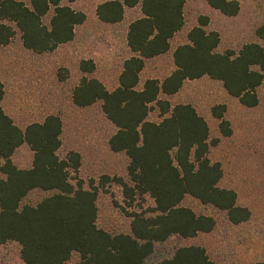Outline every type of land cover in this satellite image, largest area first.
I'll list each match as a JSON object with an SVG mask.
<instances>
[{
  "label": "trees",
  "instance_id": "obj_1",
  "mask_svg": "<svg viewBox=\"0 0 264 264\" xmlns=\"http://www.w3.org/2000/svg\"><path fill=\"white\" fill-rule=\"evenodd\" d=\"M204 1L227 17L240 12L238 1ZM62 2L0 0V46L15 37L12 24L20 31L25 47L39 54L73 42L76 28L87 16ZM186 4L187 0L102 3L97 16L108 25L122 22L127 8L140 7L142 14L128 29L131 55L124 62L119 86L109 91L88 76L96 71L93 61L80 63L84 76L74 91V104L88 108L101 102L103 113L117 129L110 148L129 158L131 183L117 180L129 207L141 201L137 211L127 212L131 218L129 233L111 234L98 226V191L86 189L81 180L73 182V175L80 172V154L60 155L62 119L51 115L43 123L20 129L1 106L5 89L0 82V245L19 243L25 264H67L75 254L80 257L79 264H148L158 245L174 237L190 239L215 229L213 217L197 215L182 205L187 196L226 212L234 225L250 220L251 212L238 205L236 192L219 186L224 175L222 165L209 158L210 148L218 140L210 141L205 118L194 106H173L163 96H174L187 81L207 76L222 82L227 93L243 106L257 107V91L264 85V47L250 43L238 54L219 53L220 34L209 32L206 27L210 19L201 17L199 25L188 33V42L173 54L176 70L162 81L148 79L140 88L147 61L168 54L171 41L185 27ZM51 13L47 24L45 19ZM256 35L264 41V23ZM154 107L163 117L160 123L148 120ZM226 112L224 104L212 108L213 116L221 121L222 135L230 137ZM22 146L33 153L28 169L19 168L13 161ZM34 191L49 195L36 206L26 204ZM146 196L154 201L152 207L144 208ZM156 264L216 263L204 248L186 246Z\"/></svg>",
  "mask_w": 264,
  "mask_h": 264
},
{
  "label": "rangeland",
  "instance_id": "obj_2",
  "mask_svg": "<svg viewBox=\"0 0 264 264\" xmlns=\"http://www.w3.org/2000/svg\"><path fill=\"white\" fill-rule=\"evenodd\" d=\"M17 1L30 4V0ZM107 1L110 0H63V5L86 14L88 21L76 28L74 41L59 49L57 56L41 55L38 76L30 64L23 66L24 61L17 52L22 35L12 24L16 30L15 49L9 53L0 48V78L9 85L4 107L15 121H19L21 116H28L30 122L41 121L50 113H59L63 117V147L60 154L66 157L71 152H77L81 156L80 172L73 175V182L81 180L86 189L93 187L98 191V226L111 234H122L129 233L131 228V218L127 212L137 211L141 204L138 199L135 205L129 207V200L125 199L123 187L117 181L120 179L131 183L128 175L129 158L125 153L111 150L109 142L117 129L103 113L101 102L88 108H77L73 103L74 91L84 76L80 70L81 61H93L96 71L88 76L113 91L118 87L124 62L131 55L123 29L117 31L118 27L106 25L98 19L97 8ZM234 1L239 2L240 12L237 17L228 18L218 11H212L204 0H187L185 27L172 40L173 49L188 42V33L199 25L201 17L210 19L206 27L209 32L220 34V53L233 51L238 54L250 43H259L264 47V41L256 35V30L264 23V0ZM51 16L52 13L46 17L47 24ZM141 16L140 7L126 9L128 22ZM174 69L173 50L147 61L141 74L140 88L148 79L164 80ZM21 79L27 82V91L17 88ZM33 85L39 90H32ZM257 93L258 106L248 108L239 99L230 96L222 82L206 76L187 81L177 95L163 96L173 106H194L205 118L210 127V141L218 140L211 146L209 158L213 163L222 165L224 175L219 186L235 191L238 205L248 208L251 218L245 223L234 225L226 212L187 196L182 205L197 215L213 217L217 223L215 229L190 239L174 237L158 245L148 264H156L173 255L178 248L186 246L204 248L216 264L264 263V85ZM221 104L227 106L225 119L231 124L230 137L222 135L221 121L212 114V108ZM148 120L154 123L163 120L157 107L151 111ZM13 161L21 169L30 168L33 161L30 148H20ZM48 195L34 191L25 203L36 206ZM144 199V208L154 205L150 197ZM21 250L17 242L0 245V264H25ZM79 262L80 257L75 254L67 264Z\"/></svg>",
  "mask_w": 264,
  "mask_h": 264
},
{
  "label": "crops",
  "instance_id": "obj_3",
  "mask_svg": "<svg viewBox=\"0 0 264 264\" xmlns=\"http://www.w3.org/2000/svg\"><path fill=\"white\" fill-rule=\"evenodd\" d=\"M209 6V5H208ZM210 7V6H209ZM210 9L212 10V11H217V10H215V9H212L211 7H210ZM219 12V11H218ZM220 13V12H219ZM220 14H222V13H220ZM223 15V14H222ZM223 16H225V15H223ZM225 17H227V16H225ZM235 17H237V16H235ZM228 18H232V17H228ZM99 19V18H98ZM88 20H86V22H87ZM100 21V20H99ZM85 22V23H86ZM133 21H131V22H128L127 20H126V11H125V18H124V20L122 21V22H120V23H118V24H115V25H111V26H115V27H118L117 28V31L118 30H122L123 29V32H124V34L126 35V38H127V34H128V29H129V26H130V24L132 23ZM84 23V24H85ZM103 23V22H102ZM210 23V22H209ZM105 24V23H104ZM106 25H108V24H106ZM175 38V37H174ZM14 41H15V38H13L12 39V41L8 44V45H5V46H0V48H4V49H6L9 53H10V51H12V50H14L15 49V47H14ZM70 43H68V44H65V45H61V46H59L55 51H53V52H48V53H44V54H39V53H37V52H34L33 50H30V49H27L26 47H25V45H24V43H23V40H22V38L19 40V48H17V52H19V54H20V58L24 61V63H23V66H27L28 64H30V67L33 69V71H35V73L37 74V76H38V71H39V69H40V63H39V60H40V57H41V55H47L48 57H54V55H58V50L59 49H61L62 47H64V46H67V45H69ZM221 45V44H220ZM171 46H172V48H171V51L173 50V54H174V52H175V50H176V48L178 47H176L175 49H173V45H172V41H171ZM220 47V46H219ZM219 49V48H218ZM170 51V52H171ZM169 52V53H170ZM220 53V52H219ZM10 56V55H9ZM55 56V57H56ZM60 56V55H59ZM8 59H9V57H8ZM27 60H29V62H27ZM25 70V69H24ZM176 70V67H175V69H174V71ZM32 71V74L34 73ZM173 71V72H174ZM36 76V77H37ZM31 80H32V82L34 83V77H32L31 78ZM0 82H2L3 83V85H4V89H5V98H4V100H3V102L1 103V106L3 107V109H4V111L6 112V114L7 115H9L8 114V112L6 111V109H5V107H4V103H5V101H6V99H7V91L9 90V85H7V81L6 80H4L3 78H0ZM35 82L36 83H39V82H37L36 80H35ZM9 83V82H8ZM26 81H24V79H21V81H19V85H21V86H19L18 84V87L17 88H19V89H21L22 91H27L28 89H29V87L28 86H25L26 85ZM36 85V84H35ZM79 86V85H78ZM77 86V87H78ZM118 86H119V84H118ZM185 86V85H184ZM183 89V88H182ZM32 90H35V91H37V90H39L37 87H34V85H33V87H32ZM181 92V91H180ZM179 92V93H180ZM177 95V94H176ZM73 103H74V101H73ZM75 105V104H74ZM76 106V105H75ZM77 108H80V107H78V106H76ZM51 115H55V116H59L61 119H62V122H63V133H64V120H63V117L59 114V113H50V114H48V115H46L41 121H36V122H30L29 121V118H28V116L26 117V116H21V118H20V120L19 121H15L14 120V118L13 117H11L10 115V117L14 120V122H15V124L20 128V129H22V130H26V128L28 127V126H30L31 124H33V123H43L44 121H45V119L48 117V116H51ZM63 133H62V135H61V142H62V136H63ZM22 147H24V146H22ZM21 147V148H22ZM62 147H63V142H62ZM62 149V148H61ZM60 152H61V150H60ZM33 154V153H32ZM61 155V154H60ZM33 162V161H32ZM32 166V165H31Z\"/></svg>",
  "mask_w": 264,
  "mask_h": 264
}]
</instances>
